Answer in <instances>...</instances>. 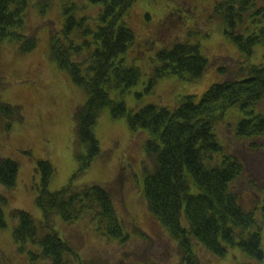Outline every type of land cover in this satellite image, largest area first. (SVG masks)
Masks as SVG:
<instances>
[{"label": "rangeland", "instance_id": "rangeland-1", "mask_svg": "<svg viewBox=\"0 0 264 264\" xmlns=\"http://www.w3.org/2000/svg\"><path fill=\"white\" fill-rule=\"evenodd\" d=\"M221 1L136 0L128 20L135 41L121 58L138 68L141 78L127 92H110L113 100L124 102L129 116L149 105L174 111L183 98L192 96L198 102L214 84L242 80L241 69L264 66V47H257L247 57L226 37L224 23L215 14ZM43 2L48 3L44 6ZM65 3L78 8L79 19L97 18L98 11L89 0H30L25 32L36 36V50L23 54L17 44L8 41L0 45V104L20 107L22 117L7 130L12 119L0 114V160L18 165L16 187L8 190L0 184V198L7 201L2 207L4 226L0 223V264H53L42 257L38 240L24 246L15 244L12 231L19 222L15 215L27 213L40 228L42 213L35 199L45 190L57 192L70 182L77 189L102 187L109 191L123 235L120 240L108 236L93 215L69 224L55 217L54 231L73 252L64 256V264H183L177 242L151 214L144 197L145 178L154 168L145 150L149 136L132 130L127 116L114 118L110 109L102 112L95 129L101 155L86 174L72 180L80 165L74 117L87 98L49 58L51 36L62 28ZM256 3L264 8V0ZM40 4L47 10L45 15L36 9ZM178 44L197 46L209 61L202 79L190 83L187 77L169 76L148 91L151 78L162 65L158 55ZM256 112L264 116V101ZM243 118L239 109H231L215 134L224 155L238 159L243 166L231 189L242 207L254 213L264 251V135L254 140L238 139L235 131ZM221 158L216 157L215 163ZM41 161L50 162L55 169L46 183L37 164ZM45 235L39 229V239ZM197 243L192 241V251L201 264H264V259L250 257L239 247H229L225 257H219Z\"/></svg>", "mask_w": 264, "mask_h": 264}, {"label": "trees", "instance_id": "trees-1", "mask_svg": "<svg viewBox=\"0 0 264 264\" xmlns=\"http://www.w3.org/2000/svg\"><path fill=\"white\" fill-rule=\"evenodd\" d=\"M28 2L0 0V45L14 42L23 54L32 53L37 46L34 36L23 35ZM89 2L92 8L99 9L97 18L92 20L88 16L79 19L76 6H63V29L52 36L49 51L50 60L87 96L74 117L80 149L76 159L80 165L72 180L86 174L101 155L95 129L102 112L110 109L112 117L127 116L132 130L145 131L149 136L145 150L153 159L154 168L145 178L144 197L151 214L177 242L183 264H201L193 254L192 241L219 257H225L229 247H239L250 257L264 259L261 227L254 213L242 207L238 194L231 189L243 166L238 159L224 155L215 134L227 112L239 109L244 118L236 127V137L254 140L264 135V116L256 112L264 101V66L242 69V80L233 78L213 85L198 102L195 97H185L174 111L149 105L129 116L124 102L113 100L110 92H127L141 78L140 70L121 58L135 41L127 18L136 0ZM41 5L37 9L45 14L47 10ZM215 14L224 23L226 37L241 54L251 57L257 47H264V8L258 7L256 0H222L216 5ZM158 58L162 65L151 78L148 91L158 80L169 76L198 82L209 66L199 48L188 44L175 45ZM19 111L18 106L0 104V114L12 119L7 130L15 120H21ZM219 155L222 158L216 164ZM38 167L44 183L52 179L55 170L49 162H40ZM17 178L18 165L9 159L0 160V184L14 189ZM6 203L0 198L2 225V207ZM35 203L42 213L41 229L47 234L39 239L35 221L19 212L15 215L19 222L13 230V240L18 246L38 240L43 258L53 264H64V256L71 253L53 229L55 217L69 224L93 215L108 236L122 239L110 192L102 187L77 189L70 182L54 193L45 190Z\"/></svg>", "mask_w": 264, "mask_h": 264}]
</instances>
